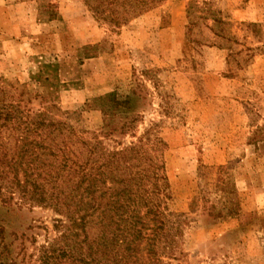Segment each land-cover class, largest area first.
Here are the masks:
<instances>
[{
  "label": "rangeland",
  "instance_id": "374dc122",
  "mask_svg": "<svg viewBox=\"0 0 264 264\" xmlns=\"http://www.w3.org/2000/svg\"><path fill=\"white\" fill-rule=\"evenodd\" d=\"M0 98L147 171L161 263L264 264V0H0ZM13 126L2 154L24 161ZM11 198L10 259L38 264L67 216Z\"/></svg>",
  "mask_w": 264,
  "mask_h": 264
},
{
  "label": "trees",
  "instance_id": "16d2710c",
  "mask_svg": "<svg viewBox=\"0 0 264 264\" xmlns=\"http://www.w3.org/2000/svg\"><path fill=\"white\" fill-rule=\"evenodd\" d=\"M117 4L108 3V6ZM100 6L103 4L95 9ZM118 6L126 8V5ZM132 6L134 10L136 6ZM1 102L0 98L2 207L11 210V197L17 192L20 202L52 207L68 219L67 223L58 221L62 228L59 237L39 248L38 264H122L123 261L131 264L126 261L130 254L138 255L135 264H163L153 250L164 236L165 216L144 190L149 180H153L146 175L147 171L132 172L135 165L118 161L127 151L113 152L109 161H97L96 145L76 153L63 141L64 123L54 120L47 112L33 117L12 114ZM10 123L14 124L10 131L23 127L24 135L17 139V156L24 161H8L6 154H2L5 140L12 134L5 137L2 130ZM82 157H86L83 162ZM20 172L23 179L18 177ZM12 246L5 241L0 220V264H13Z\"/></svg>",
  "mask_w": 264,
  "mask_h": 264
}]
</instances>
